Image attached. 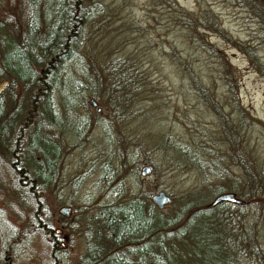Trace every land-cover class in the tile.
Segmentation results:
<instances>
[{"label":"trees","instance_id":"obj_1","mask_svg":"<svg viewBox=\"0 0 264 264\" xmlns=\"http://www.w3.org/2000/svg\"><path fill=\"white\" fill-rule=\"evenodd\" d=\"M238 1L249 5L264 26V0ZM172 3L190 33L200 36L202 27L232 41L217 18L210 23L204 17L203 23L175 0ZM101 6L100 0H0V81L7 80L0 90V261L43 254L51 264H69L68 239L62 226L59 231L52 226L43 195L59 176L70 138L86 139L99 124L100 100L110 107V121L115 124L102 123L117 162L106 164L114 180L137 174L130 170L136 165L134 159L128 163L136 149L154 170L159 163L153 153L160 150L170 168L194 170L196 183L173 196L168 209L159 208L133 182L118 189L113 199L94 203V216L85 221V251L78 264H264L260 247L264 226L259 233L256 219L249 220L244 211L248 203L264 197V171L261 178L256 176L241 145L240 124L232 122L233 117L223 112L214 93L203 85L191 56L173 47L170 55L196 98L216 113L218 134L201 131L185 141L148 129L143 138L133 137L130 142L135 147L129 148L126 132L116 122L125 117L122 99L129 98L128 105L134 99L130 92L119 94L125 87L136 90L131 89V71L122 68L134 64L136 55L99 62L101 57L84 43L85 29ZM249 46L245 51L252 64L264 73V63ZM214 53L232 90L235 80L228 77V61L222 50ZM90 98L100 108L86 116L82 112L95 107ZM222 143L223 148L217 147ZM227 190L244 202L211 204L215 195ZM88 208L84 204L79 210Z\"/></svg>","mask_w":264,"mask_h":264},{"label":"rangeland","instance_id":"obj_2","mask_svg":"<svg viewBox=\"0 0 264 264\" xmlns=\"http://www.w3.org/2000/svg\"><path fill=\"white\" fill-rule=\"evenodd\" d=\"M100 1L102 9L88 23L84 43L91 52L101 57L99 62L106 57L136 55L134 64L122 67H128L131 71L134 78L130 82L131 89L135 87L136 90L129 91L125 87L119 94L124 96L130 92V98L134 99L130 105L129 98L122 99V114L125 117L116 122V126L126 132L129 148L135 147L130 142L132 138L136 135L143 138L148 129L159 135L169 132L171 135L181 136L185 141L200 136L201 131L208 130L215 137L218 134L216 113L196 98L192 85L170 55L174 47L182 55L191 56V66L203 85L214 93L223 112L233 117L232 122L240 124L241 145L248 160L252 162L256 176L261 178L264 171V73L252 64L245 47L251 45L249 47L255 51L257 60L264 63V26L249 5L238 0H175L177 5L200 17L203 23L206 22L204 17L210 23L214 17L217 18L220 26L232 38L231 41L216 31L202 27L199 28L200 36L190 33L188 28L181 25L172 0ZM214 49L222 50L228 61L225 65L228 77L235 80L232 90L228 89L226 79L222 77L224 66L220 64V58L214 53ZM6 82L7 80L0 81V90ZM97 103L102 106V110L96 112L99 124L86 139L76 136L70 138L59 176L43 195L52 216V226H62L68 239L69 250L65 259H69V264H78V258L85 251V221L94 216V203L113 199L118 189L133 182L141 186V191L148 195L150 201L151 194L159 189L167 192L170 200L164 209H168L173 196L176 197L196 183L194 170L170 168L163 161L160 150L153 153L154 159L159 163L157 169L141 174V167L150 163L144 161L143 154L136 149L128 163L134 159V165L137 166L130 170H137V174L132 175L130 172L114 180L116 176H111L113 171L106 168V164L113 165L117 162L111 151L112 146L107 145L103 136L102 125L112 123L111 110L105 102L99 100ZM97 107V104L95 107L90 106L82 114L91 116ZM80 110L82 111L81 108ZM116 136L115 133L114 139ZM79 141L82 142L78 143ZM217 147L223 148L224 143ZM108 156L111 157L109 161ZM234 170L241 172L240 168L235 167ZM258 200L260 201L257 203H248L244 211L249 213V220L256 219L255 227L262 233L264 197ZM84 204L89 208L79 210ZM61 205L71 207L66 217L58 213ZM237 220L235 218L236 223ZM260 247L264 248L263 240ZM37 248L39 249V245ZM51 262L40 254L32 258H11L8 264Z\"/></svg>","mask_w":264,"mask_h":264},{"label":"water","instance_id":"obj_3","mask_svg":"<svg viewBox=\"0 0 264 264\" xmlns=\"http://www.w3.org/2000/svg\"><path fill=\"white\" fill-rule=\"evenodd\" d=\"M90 102L94 105L96 104V100L94 98H90ZM97 108L99 109V107ZM151 168L152 166L150 164H144L140 169V173L146 174L147 172L151 170ZM150 198H151V201L155 203L159 208H162L170 200L169 194L162 189H159L158 191L152 193ZM221 200H227V201H232L236 203L244 202V199L236 195L235 192L232 190H227V191L218 193L212 198L211 204H215ZM70 209L71 207L69 205H61L59 207V212L65 215H68L70 213ZM55 230L59 231L60 228L56 227Z\"/></svg>","mask_w":264,"mask_h":264},{"label":"flooded vegetation","instance_id":"obj_4","mask_svg":"<svg viewBox=\"0 0 264 264\" xmlns=\"http://www.w3.org/2000/svg\"><path fill=\"white\" fill-rule=\"evenodd\" d=\"M9 263V261H0V264H8Z\"/></svg>","mask_w":264,"mask_h":264}]
</instances>
